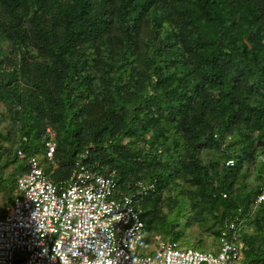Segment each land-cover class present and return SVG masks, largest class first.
Returning <instances> with one entry per match:
<instances>
[{
  "label": "trees",
  "instance_id": "obj_1",
  "mask_svg": "<svg viewBox=\"0 0 264 264\" xmlns=\"http://www.w3.org/2000/svg\"><path fill=\"white\" fill-rule=\"evenodd\" d=\"M0 103V217L30 155L60 185L87 150L123 190L154 186L142 254L208 250L237 218L239 263L264 264V0H0Z\"/></svg>",
  "mask_w": 264,
  "mask_h": 264
},
{
  "label": "built area",
  "instance_id": "obj_2",
  "mask_svg": "<svg viewBox=\"0 0 264 264\" xmlns=\"http://www.w3.org/2000/svg\"><path fill=\"white\" fill-rule=\"evenodd\" d=\"M44 138L45 158L52 161L56 144ZM16 152L24 156L21 148ZM86 156L87 150L77 155L70 178L60 185L48 179L35 155L26 159L27 169L17 176L0 217V264H239L245 219L237 218L226 224L213 249L181 247L156 236L150 253L142 254L139 199L154 186L139 183L135 191L123 190L114 172L91 170ZM226 164L233 166L234 159ZM263 200L264 187L255 206ZM17 251L21 258L16 259Z\"/></svg>",
  "mask_w": 264,
  "mask_h": 264
},
{
  "label": "rangeland",
  "instance_id": "obj_3",
  "mask_svg": "<svg viewBox=\"0 0 264 264\" xmlns=\"http://www.w3.org/2000/svg\"><path fill=\"white\" fill-rule=\"evenodd\" d=\"M11 120H10V117L8 115V110L3 106L2 103H0V141H2V143L4 145L7 144L6 141H4V137L5 135L10 131L11 129ZM41 155V154H40ZM42 156H43V153H42ZM23 157H19L18 159L21 160ZM11 164V163H10ZM11 168H13L12 165H9L5 171H4V175L3 176H6L7 173H9V170L11 171ZM254 167H252V165H250V173L253 175L254 174ZM7 172V173H6ZM253 177L249 178V181L251 182H254V180L252 179ZM11 196V194H10ZM0 205H1V194H0ZM181 226L183 225H180L178 228H181ZM188 229L193 232L194 235L198 234V233H201V229L198 228V226H196V223H192L191 226L188 227ZM203 235V234H202ZM159 237V236H158ZM155 240V238H154ZM154 240L152 241V243H150L149 245V250H151L153 247H154ZM181 245V244H180ZM215 243L213 241V239L211 237L207 238L206 239V242H205V246L208 247L209 249H212L215 247ZM181 247H193L192 244H186L185 245H182ZM195 248V247H194ZM21 256H23V252L21 251H17L16 252V259L17 258H21ZM14 264H23V261L21 260H16L14 262ZM240 264V263H239Z\"/></svg>",
  "mask_w": 264,
  "mask_h": 264
}]
</instances>
